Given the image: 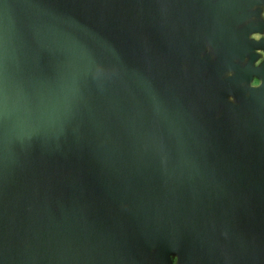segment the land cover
<instances>
[{"label":"water","instance_id":"water-1","mask_svg":"<svg viewBox=\"0 0 264 264\" xmlns=\"http://www.w3.org/2000/svg\"><path fill=\"white\" fill-rule=\"evenodd\" d=\"M172 255L264 264V0H0V264Z\"/></svg>","mask_w":264,"mask_h":264},{"label":"flooded vegetation","instance_id":"flooded-vegetation-1","mask_svg":"<svg viewBox=\"0 0 264 264\" xmlns=\"http://www.w3.org/2000/svg\"><path fill=\"white\" fill-rule=\"evenodd\" d=\"M174 257V258H173ZM175 257H177L178 258V256L177 255H172V261H173V264H177L178 263V259L177 258H175Z\"/></svg>","mask_w":264,"mask_h":264},{"label":"clouds","instance_id":"clouds-1","mask_svg":"<svg viewBox=\"0 0 264 264\" xmlns=\"http://www.w3.org/2000/svg\"><path fill=\"white\" fill-rule=\"evenodd\" d=\"M257 65H258V64H257ZM254 80H255V79L252 80V82H251V86L254 87V88H256V87H260V86H254V85H253V81H254ZM173 258H174V257H173ZM173 258H172V259H173ZM175 258H177V257H175ZM177 259H178V258H177ZM173 261H174V260H173Z\"/></svg>","mask_w":264,"mask_h":264}]
</instances>
